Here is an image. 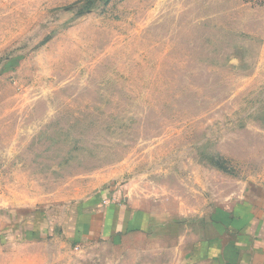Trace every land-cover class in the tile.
<instances>
[{
	"label": "rangeland",
	"instance_id": "obj_1",
	"mask_svg": "<svg viewBox=\"0 0 264 264\" xmlns=\"http://www.w3.org/2000/svg\"><path fill=\"white\" fill-rule=\"evenodd\" d=\"M109 189L264 215V0H0V208Z\"/></svg>",
	"mask_w": 264,
	"mask_h": 264
},
{
	"label": "crops",
	"instance_id": "obj_2",
	"mask_svg": "<svg viewBox=\"0 0 264 264\" xmlns=\"http://www.w3.org/2000/svg\"><path fill=\"white\" fill-rule=\"evenodd\" d=\"M123 193L103 190L61 211L0 208V264H60L91 245L110 246L111 259L135 253L139 264H259L264 215L253 201L237 198L194 222L181 202L165 209L160 199Z\"/></svg>",
	"mask_w": 264,
	"mask_h": 264
}]
</instances>
